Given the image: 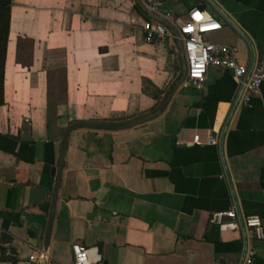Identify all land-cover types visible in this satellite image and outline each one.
Listing matches in <instances>:
<instances>
[{
  "label": "crops",
  "instance_id": "1",
  "mask_svg": "<svg viewBox=\"0 0 264 264\" xmlns=\"http://www.w3.org/2000/svg\"><path fill=\"white\" fill-rule=\"evenodd\" d=\"M193 6L221 24L207 39L235 46L250 67L264 54V0H162L160 12L177 28ZM148 17L135 0H13L0 106V264H72V243L97 246L100 264H240L243 226L220 229L213 214L234 208L239 223L257 214L264 226V79L249 105L220 68L209 67L200 86L173 89L175 39L146 42ZM167 94L147 121L70 132L44 251L65 128L128 121ZM194 134L216 143L193 144ZM254 248V264H264V239Z\"/></svg>",
  "mask_w": 264,
  "mask_h": 264
},
{
  "label": "built area",
  "instance_id": "2",
  "mask_svg": "<svg viewBox=\"0 0 264 264\" xmlns=\"http://www.w3.org/2000/svg\"><path fill=\"white\" fill-rule=\"evenodd\" d=\"M145 8L159 15L162 19L169 20L172 14L169 11L160 12L162 0H140ZM144 40L154 43L173 37L171 31L161 21L148 17L141 23ZM221 28L206 10L197 6L191 7L185 20L176 28L182 42L185 61V75L180 82L181 86H200L205 80L209 67L229 70L240 91L239 102L249 105L251 98L258 93L264 79V54L258 57L252 67L244 64L237 55V48L224 43H216L206 38L208 33ZM193 144H215L214 137L208 136L202 140L199 134L192 137ZM223 217L229 219L223 221ZM234 208L218 211L213 214V220L220 229H237L241 224L245 231V245L241 253L240 264H254V243L264 239V226L257 214L245 215L241 223ZM72 264H100L102 258L97 246H85L79 243L71 244ZM8 257H15L16 253L7 250ZM44 257V254H41ZM30 259L34 255L29 256Z\"/></svg>",
  "mask_w": 264,
  "mask_h": 264
},
{
  "label": "water",
  "instance_id": "3",
  "mask_svg": "<svg viewBox=\"0 0 264 264\" xmlns=\"http://www.w3.org/2000/svg\"><path fill=\"white\" fill-rule=\"evenodd\" d=\"M137 5L140 7V9L146 13L149 17L155 18L159 21H161L168 29L171 31L175 42L177 46V52H178V58H179V64H180V73L176 80L173 83V89H175L182 79L184 78L185 75V61H184V54L182 50V42L179 37L178 31L175 27H169L167 26L166 22L158 18L156 15L148 11L145 6L141 3L140 0H135ZM170 92V91H169ZM169 94V93H168ZM168 94L166 95L165 99L162 101L161 105L155 109L154 111L150 113H146L144 115L138 116L136 118L130 119L128 121L120 122V123H111V122H103V121H73L71 122L64 130L61 141H60V146H59V154H58V160L57 164L51 168V173L52 175L55 176L54 179V185L51 193V204H50V210L48 214V221H47V226L44 234V241H43V250L46 251L48 247V241H49V236H50V231L52 227V221H53V214H54V207L57 199V194H58V187L60 184V176H61V170H62V163L64 159V154L66 150V144H67V139L72 130L78 127H92V128H103V129H121V128H127L131 127L133 125L139 124L141 122L147 121L153 117H155L162 107L164 106L165 102L167 101ZM39 264H45V261L43 260Z\"/></svg>",
  "mask_w": 264,
  "mask_h": 264
},
{
  "label": "trees",
  "instance_id": "4",
  "mask_svg": "<svg viewBox=\"0 0 264 264\" xmlns=\"http://www.w3.org/2000/svg\"><path fill=\"white\" fill-rule=\"evenodd\" d=\"M13 0H0V106L4 104V67Z\"/></svg>",
  "mask_w": 264,
  "mask_h": 264
}]
</instances>
